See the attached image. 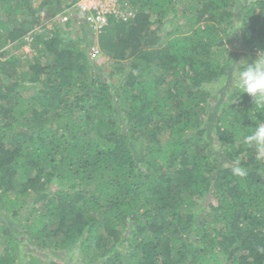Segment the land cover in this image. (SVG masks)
<instances>
[{
    "label": "trees",
    "instance_id": "16d2710c",
    "mask_svg": "<svg viewBox=\"0 0 264 264\" xmlns=\"http://www.w3.org/2000/svg\"><path fill=\"white\" fill-rule=\"evenodd\" d=\"M75 1L0 0V46L52 24L0 50V264H264V108L227 46L264 51V0H124L97 34Z\"/></svg>",
    "mask_w": 264,
    "mask_h": 264
},
{
    "label": "clouds",
    "instance_id": "9594fccd",
    "mask_svg": "<svg viewBox=\"0 0 264 264\" xmlns=\"http://www.w3.org/2000/svg\"><path fill=\"white\" fill-rule=\"evenodd\" d=\"M239 66V67H237ZM237 87L241 93H247L252 97V103L257 108H264V51L259 52L257 58L251 63L241 60L231 65ZM254 149L257 159H264V123L257 124L250 135L244 141ZM239 176H245L246 170L240 167L235 169Z\"/></svg>",
    "mask_w": 264,
    "mask_h": 264
},
{
    "label": "rangeland",
    "instance_id": "374dc122",
    "mask_svg": "<svg viewBox=\"0 0 264 264\" xmlns=\"http://www.w3.org/2000/svg\"><path fill=\"white\" fill-rule=\"evenodd\" d=\"M36 3L39 2L40 0H34ZM246 0H240V4H242L243 2H245ZM59 23H61L59 21ZM52 24L51 23H47L46 26H44V28L42 27H37L35 29H32L31 34H28V36H26L23 40V42H19L17 45H11L6 43V45H1L0 46V50H8L9 52H11V54H18L20 55L22 58L27 57L26 53L32 52L34 50L33 48V43H35V38L34 37V33L38 34V33H44V30L49 31L52 30ZM90 29V28H89ZM90 39L92 40V37H90ZM95 45V44H94ZM227 46H229V48H231L233 50L234 53V57H236L235 63H239L241 60H245L246 58L249 59H256L258 54H259V50L257 48H251V46H241L240 44V36L238 34V32L235 31V36L227 42ZM254 56V57H253ZM107 65H105L106 67ZM107 69L104 68V70H102L103 68H101L100 70V74L102 76L103 72L105 73L106 71L109 70L110 66L106 67ZM103 77L105 78L106 75L103 74ZM232 77V76H231ZM231 77H227L226 79H224L223 81L219 82V83H213L210 85V87H212L215 92H217L218 94L222 95V92L225 90H229L230 87L233 85V82L231 83L232 79ZM209 106H211L210 108L213 107V104L209 103ZM66 255L64 256V258H54L58 261H65L68 264H73L76 261V254H73L71 251H65ZM24 253H28L29 255H31L33 253V248L31 246H28L26 248H24L23 252ZM46 253L44 252L42 257H45ZM50 255V254H49ZM51 257H53L52 255H50Z\"/></svg>",
    "mask_w": 264,
    "mask_h": 264
},
{
    "label": "built area",
    "instance_id": "2783aa9c",
    "mask_svg": "<svg viewBox=\"0 0 264 264\" xmlns=\"http://www.w3.org/2000/svg\"><path fill=\"white\" fill-rule=\"evenodd\" d=\"M74 7L95 34L106 26L110 15L123 20L133 16V10L126 8L124 0H76ZM59 17L61 22L67 19L66 15Z\"/></svg>",
    "mask_w": 264,
    "mask_h": 264
}]
</instances>
